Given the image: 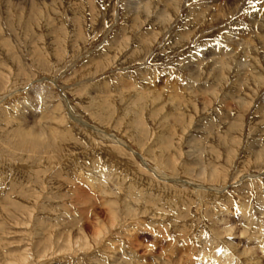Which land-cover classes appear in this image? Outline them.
Wrapping results in <instances>:
<instances>
[{
  "label": "rangeland",
  "instance_id": "374dc122",
  "mask_svg": "<svg viewBox=\"0 0 264 264\" xmlns=\"http://www.w3.org/2000/svg\"><path fill=\"white\" fill-rule=\"evenodd\" d=\"M263 151L264 0H0V264H264Z\"/></svg>",
  "mask_w": 264,
  "mask_h": 264
},
{
  "label": "bare ground",
  "instance_id": "6f19581e",
  "mask_svg": "<svg viewBox=\"0 0 264 264\" xmlns=\"http://www.w3.org/2000/svg\"><path fill=\"white\" fill-rule=\"evenodd\" d=\"M232 3H233V2H232ZM200 8H201V7H200ZM258 13H259V12H258ZM230 39H231V38H230ZM254 54H255V53H254ZM219 66H220V65H219ZM220 68H221V67H220ZM42 95H43V94H42ZM157 95H158V94H157ZM173 95H174V94H173ZM43 96H44V95H43ZM153 101H154V100H153ZM247 105H248V104H247ZM207 106H208V105H207ZM241 108H242V107H241ZM106 109H107V108H106ZM193 109H194V108H193ZM105 111H106V110H105ZM195 113H196V112H195ZM104 114H106V113L104 112ZM185 115H186V114H185ZM102 117H103V116H102ZM104 117H105V115H104ZM53 120H54V118H53ZM186 121H188V120H186ZM27 123H28V122H27ZM20 125H21V124H20ZM25 125H26V124H25ZM32 127H33V126H32ZM32 127H31V128H32ZM34 127H35V126H34ZM40 127H41V126H40ZM48 127H50V126H48ZM29 128H30V127H29ZM31 128L29 129L31 132L28 131V133L25 132V133L22 135V136H26V137L28 136V138L30 139V140L28 139V140L24 141V143H26V144H28V143H30V144H31V143H32V144H33V143H36V142H38V140H40V139L43 137V135H44L43 133H41L43 130H45V129H42V130H41L42 127H41L40 129H38L39 127H36V128L38 129L37 131H34V130H32ZM50 128H51V127H50ZM46 129H47V128H46ZM48 129H49V128H48ZM48 129H47V130H48ZM20 130H21V128L19 129V131H20ZM22 130H23V127H22ZM40 130H41V132H39ZM49 130H51V129H49ZM52 130H53V129H52ZM52 130H51V131H52ZM55 130H56V129H55ZM19 131H18V132H19ZM23 131H24V130H23ZM23 131H22V133H23ZM26 131H27V130H26ZM95 131H96V130H95ZM20 132H21V131H20ZM29 132H30V133H29ZM53 132H54V130L52 131V134H53ZM22 133H21V134H22ZM48 133H49V131H48ZM48 133H47V134H48ZM18 134H19V133H18ZM56 134H57V131H56ZM56 134H55V135H56ZM53 135H54V134H53ZM22 136H21V137H22ZM56 136H58V135H56ZM26 137H23V138H26ZM47 138H48V137H47ZM31 140H33V141H31ZM10 141H11V140H10ZM20 141H21V139H20ZM40 141H41V140H40ZM42 141H43V140H42ZM22 142H23V141H22ZM24 143H22V144L24 145ZM20 144H21V143H20ZM32 144H31V145H32ZM40 144H41V143H40ZM42 144H43V143H42ZM31 145H30V146H31ZM38 145H39V144H38ZM20 147H21V146H20ZM36 148H37V147H36ZM263 152H264V151H263ZM259 154H261V153L259 152ZM260 156H261V155H260ZM262 156H263V155H262ZM162 157H163V156H162ZM259 158H260V157H259ZM204 166H205V165H204ZM210 167H211V166H210ZM153 169H154V168H153ZM169 169H170V168H169ZM204 169H205V168H204ZM213 171H215V170H213ZM216 172H217V171H216ZM160 174H161V173H160ZM204 176H205V175H204ZM92 184H93V183H92ZM194 189H195V188H194ZM82 194H83V192H82ZM76 195H77V194H76ZM105 195H106V194H105ZM107 196H108V195H107ZM110 196H111V195H110ZM87 200H88V199H87ZM85 201H86V200H85ZM165 203H166V202H165ZM113 204H114V203H113ZM157 206H158V205H157ZM157 206H156V207H157ZM110 208H111V207H110ZM112 209H113V208H112ZM160 209H161V208H160ZM128 210H129V209H128ZM115 211H116V210H115ZM105 213H106V212H105ZM109 213L112 214L111 211H109ZM113 213H114V211H113ZM110 214H109V215H110ZM93 215H94V214H93ZM112 215H113V214H112ZM114 216H115V215H114ZM116 217H117V216H116ZM116 217H115V218H116ZM92 218L95 219L94 216H92ZM144 219H145V217H144ZM93 221H94V220H93ZM97 221H98V220H97ZM99 221H100V220H99ZM99 223H100V222H99ZM92 224H93V222H92ZM93 225H95V223H94ZM93 225H92V226H93ZM87 226H88V224H87ZM95 226H96V225H95ZM95 226H94V228L97 227V226H96V227H95ZM229 226H230V225H229ZM102 227H103V226H102ZM92 228H93V227H92ZM92 228H91V229H92ZM94 228H93V229H94ZM97 228H99V227H97ZM225 228H226V227H225ZM99 229H100V228H99ZM103 229H104V228H103ZM247 229H248V228H247ZM82 230L84 231V227H83ZM82 230H81V232H82ZM85 230H86V228H85ZM97 230H98V229H97ZM92 231H93V230H92ZM100 231H101V230H100ZM232 231H233V229H232ZM93 232H96V233H97V231H93ZM228 232L230 233V231H228ZM68 233H69V232H68ZM70 233H71V232H70ZM229 233H227V234H229ZM79 234H80V233H79ZM66 235H67V234H66ZM84 235H86V234H84ZM98 235H99V234H98ZM230 235H231V234H230ZM247 235H248V234H247ZM68 236H69V235H68ZM81 236H82V235H81ZM86 236H87V235H86ZM254 238H255V237H254ZM63 239H64V238H63ZM81 239H82V237H81ZM81 239H80V240H81ZM74 240H75V239H74ZM83 240H85V239H83ZM62 241H63V240H62ZM85 241H86V240H85ZM71 242H72V241H71ZM76 242H77V240H76ZM79 242H80V241H79ZM79 242H78V243H79ZM87 242H88V238H87ZM72 243H73V242H72ZM80 243H81V242H80ZM80 243H79V244H80ZM82 243H83V241H82ZM82 243H81V244H82ZM260 243H261V242H260ZM81 244H80V245H81ZM87 244H88V243H87ZM66 246H67V245H66ZM69 246H70V245H69ZM74 246H75V245H74ZM88 246H89V245H88ZM76 247H77V246H76ZM78 247H79V246H78ZM80 247H81V246H80ZM261 247H262V246H261ZM67 248H69V247L67 246ZM220 251H221V250H220ZM188 253H189V252H188ZM227 253H228V252H227ZM23 258H24V257H23ZM198 258H199V257H198ZM250 258H251V257H250ZM166 259H168V258H166ZM251 259H252V258H251ZM10 260H11V259H10ZM24 260H25V259H24ZM11 261H12V260H11ZM11 261H10V262H11ZM25 261H26V260H25ZM168 261H169V260H168ZM12 262H14V261H12ZM16 262H17V261H16ZM23 262H24V261H23ZM23 262H22V263H23ZM169 262H170V261H169ZM165 263H166V262H165ZM11 264H16V263L14 262V263H11ZM24 264H25V263H24ZM172 264H173V262H172Z\"/></svg>",
  "mask_w": 264,
  "mask_h": 264
}]
</instances>
